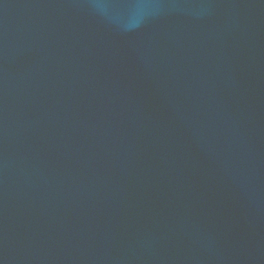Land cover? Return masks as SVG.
Segmentation results:
<instances>
[{
    "label": "water",
    "instance_id": "obj_1",
    "mask_svg": "<svg viewBox=\"0 0 264 264\" xmlns=\"http://www.w3.org/2000/svg\"><path fill=\"white\" fill-rule=\"evenodd\" d=\"M0 264H264V0H0Z\"/></svg>",
    "mask_w": 264,
    "mask_h": 264
}]
</instances>
